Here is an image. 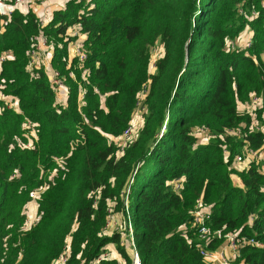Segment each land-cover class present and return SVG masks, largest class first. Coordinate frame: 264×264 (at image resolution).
Wrapping results in <instances>:
<instances>
[{
    "label": "trees",
    "instance_id": "1",
    "mask_svg": "<svg viewBox=\"0 0 264 264\" xmlns=\"http://www.w3.org/2000/svg\"><path fill=\"white\" fill-rule=\"evenodd\" d=\"M246 26L252 45L231 48ZM40 35L63 102L47 54L31 65ZM80 35L82 63L72 53ZM0 94V264H54L67 251L66 264H96L111 245L132 264L128 221L141 264H208L200 250L229 234L264 243V0H69L45 25L16 11L0 20ZM141 96L143 126L121 151L111 139L131 126ZM246 147L262 160L233 170ZM43 188L27 229L31 194ZM204 207L223 235L209 245L191 229ZM109 210L120 222L111 235ZM230 264H264V247H239Z\"/></svg>",
    "mask_w": 264,
    "mask_h": 264
},
{
    "label": "built area",
    "instance_id": "2",
    "mask_svg": "<svg viewBox=\"0 0 264 264\" xmlns=\"http://www.w3.org/2000/svg\"><path fill=\"white\" fill-rule=\"evenodd\" d=\"M46 0H0V20H5L6 18H10L13 13L16 11L19 13H24V10L22 9V6H34L39 3L45 2ZM258 17V13L255 10L254 7H251L250 12L248 13L247 19L248 20H254ZM42 25H45V23L42 21ZM76 29H74L75 31ZM77 32L74 33L76 35ZM249 34V37L246 38V35ZM252 37L253 34L250 31L249 26H246V30L244 31L243 34L240 35L236 40L230 41L229 45L233 49H238V48H249L252 45ZM47 37L44 35L36 36L32 38V43H33V49L31 51V65L34 66H40V58L41 56L46 53V49L48 47L47 44ZM82 43V42H80ZM72 53L76 55L79 58V61L82 63L86 59V51L82 48L81 44H75L73 45L72 48ZM5 57L1 58V61L3 62ZM155 61H152L151 66L152 69H155ZM50 78L53 82V84L57 87V90L60 91L62 89L63 83L62 80L60 79V74L56 71L52 72L50 74ZM146 89L143 91V95H145ZM143 102V97L141 96L139 99V106L145 110L143 105L141 103ZM263 103L262 101V96H254L252 99V102L250 103L251 106H260ZM28 128H32V133L33 137H36V131L35 126L36 124L28 123ZM255 129L260 130L258 126L255 127ZM263 129V128H262ZM133 133H134V125L131 124V126L124 132V134L117 138V139H111V142L116 143L119 147L120 150L123 151L127 144L133 141ZM201 135H206L205 131H202L200 133ZM33 143L32 140H30L29 144L27 145L28 147H32ZM248 154L249 157L253 158V160H260L262 156H260L257 152H255L252 149H249L246 147L244 151L241 154H238L234 158V165L233 166H239L241 165L244 161H246V156L245 153ZM52 178V177H51ZM45 191V189H40L36 190L31 194V198L33 200L39 199V197L42 195V193ZM124 204L126 206V212L129 215L128 211V197L125 198ZM110 216L107 222V225L105 227L106 233L111 235L117 226L120 225L119 220L117 219V216L112 213V210H109ZM116 218V219H115ZM210 220V214L209 211H203V210H196L193 213V220L191 222V229H193L196 233V235L199 238V241L205 243V244H212L215 243L214 239H222L223 235L221 231H216L213 232L209 226V221ZM37 221L30 223V220H27V229H30ZM127 232L124 234V241L123 245L126 246L127 249L131 252V255L133 257L132 264H141V260L139 257L138 249L135 243V238H134V232H133V227L130 221H128V224L126 226ZM127 238V240H125ZM225 244H223L221 247H219L215 251H210L207 249V246L202 248L200 250V254L202 257L205 259V261L208 264H230L232 262V259L228 257V254H232L233 256L237 255L239 247L246 246V245H252L258 248H263L264 243L259 242L255 239H245L243 238L242 240L238 241L235 235L229 234L225 236ZM212 242V243H211ZM227 244V247L225 246ZM68 254L69 251H67L66 254H64L58 261H56L54 264H66L68 260ZM112 254L109 249L107 248V251H105L99 259L96 261V264H100L101 261L103 260H110L112 259ZM117 259L119 264H125L124 260L120 258H113Z\"/></svg>",
    "mask_w": 264,
    "mask_h": 264
},
{
    "label": "rangeland",
    "instance_id": "3",
    "mask_svg": "<svg viewBox=\"0 0 264 264\" xmlns=\"http://www.w3.org/2000/svg\"><path fill=\"white\" fill-rule=\"evenodd\" d=\"M55 1H59V0H55ZM46 2H47V0L45 2L39 3L37 5H34V7L36 9H38V10L40 9L39 12L35 13V14L37 15L38 19L43 21V22H45L46 19H47L46 15L43 13L44 5H45ZM64 2H65V0H61V3H64ZM53 4H54V2H53ZM26 7L22 6V9L24 10ZM27 11H28V9L26 10V12ZM75 32H77V30H75L74 33ZM247 37H249V34L246 35V38ZM83 39H84V37L80 35L79 39L76 42H74L73 44L80 43V42H82ZM72 48H73V46H72ZM50 50L53 51L52 48H50ZM162 55H163L162 46H161V44H158L157 47L155 48L154 52H153V60L152 61H155V60L159 59V57H161ZM49 56L51 57V54ZM49 64H50V61L48 62V65ZM59 96H60V92H59ZM1 97L2 96L0 94V98ZM9 106L12 107L13 105H11V103L9 102ZM13 107H15V106H13ZM248 109H249L248 113H251L252 115L256 116V112L259 110V106H251V104H250ZM132 124L134 125V133H133V141H134L138 137V135H139V133L141 131V128L143 126V109L141 107H138V109L136 110L135 116H134L133 121H132ZM259 124H261V123L259 122ZM245 156H246L245 157L246 161H244L239 166H233V170L242 171V170H244L247 167L249 162L253 161V158L249 157L247 153H245ZM260 160H262V159H260ZM233 177H234V183L236 185H239L241 183L240 180H239V177L236 174H234ZM208 209H209L208 207L207 208L206 207L202 208L203 211H209ZM26 212H27V215H29L31 217L30 218V223H33V222L37 221L38 218H36V217L38 216V200H32L29 203ZM121 232H124V230L123 231L121 230ZM225 246L227 247V244ZM227 255L231 259L234 257L232 254H228L227 253Z\"/></svg>",
    "mask_w": 264,
    "mask_h": 264
},
{
    "label": "crops",
    "instance_id": "4",
    "mask_svg": "<svg viewBox=\"0 0 264 264\" xmlns=\"http://www.w3.org/2000/svg\"><path fill=\"white\" fill-rule=\"evenodd\" d=\"M53 2H54V4H53ZM68 2H69V0H65L64 3H61V0H59V1L47 0V2L44 5V9H43V13L47 17V19H46V21L44 23L47 24L52 19L53 13L56 10H62V9H64L66 7V4ZM27 9H28V11H29V9H31L34 13H38L39 10H40V9L39 10L36 9L34 6H32V7L28 6V7H26L24 9V11H26ZM46 52H47V50H46ZM45 54H47V55H46V57L44 59V63L46 65L47 69L49 70V72L52 73V71L49 69L50 64L48 65V62L51 61L53 51L50 50V51H48V53H45ZM50 54H51V57L49 56ZM59 92H60V98L59 99L63 102L65 100V97H66V92L63 90V88L60 89ZM238 186H242V184L240 183ZM27 216H28L27 217L28 220H30L31 217L29 215H27ZM125 240H127V238H125ZM123 241H124V236H123ZM109 249L111 251V254H112V257L113 258H120V256H119L118 252L116 251V248H115L114 245L109 246Z\"/></svg>",
    "mask_w": 264,
    "mask_h": 264
}]
</instances>
